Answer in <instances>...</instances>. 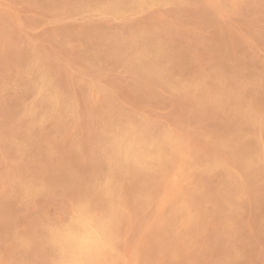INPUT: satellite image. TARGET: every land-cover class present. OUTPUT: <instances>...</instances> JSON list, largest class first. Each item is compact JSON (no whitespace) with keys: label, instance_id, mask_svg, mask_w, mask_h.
Segmentation results:
<instances>
[{"label":"rangeland","instance_id":"374dc122","mask_svg":"<svg viewBox=\"0 0 264 264\" xmlns=\"http://www.w3.org/2000/svg\"><path fill=\"white\" fill-rule=\"evenodd\" d=\"M91 1L92 0H89V1L88 0H66V1L65 0H51V1L50 0H0V88L2 89V90L0 89V102H1L0 103V136H1L0 138L2 139L0 140V158H1L0 159V164H1L0 165L1 167L0 168V172H1L0 180H2L0 181V264H36V263L37 264H58L59 255H57V252L52 246L51 241H49L51 234L53 231H55V229H59L60 227L66 224H69L70 221L79 213L80 208H82L83 205H86V204H87L86 209L88 211H90L93 215L97 217H101L102 215L101 217L102 220L106 222L105 223L106 228L104 229V231L107 230L105 232L107 234L106 237L108 239L106 241V245L104 247V250L101 256L97 260H95L94 264H102L103 261H105L103 264H123V263L133 264V262L131 261H134V264L135 263L136 264H145V263L154 264V262L155 264H191V263L192 264H202V263H205V264H214V263L216 264H219V263L220 264L222 263L223 264H232V263L233 264H242V263L259 264L258 262H260V264H264V255H263L264 254V243H263L264 242V209H263L264 208V204H263L264 203V170H263L264 164L260 160L261 150L264 148V140H263L264 131L259 125L256 124V120H254V118L256 119L258 117V115L261 118H264V111H263L264 110V107H263L264 106L263 104L264 103V78L262 77L264 76V4H263L264 0H251V1L250 0H244V1L243 0H178L179 3L177 0H167V1L166 0H163V1L162 0H159V1L158 0H152V1L151 0H141L136 5H133L131 0H126V2L125 0H98V1L93 0V2ZM160 3L164 6H161ZM67 4L69 5L66 6ZM226 4L228 8L225 6ZM175 6L176 8H174ZM58 7H59V10H58ZM67 10L69 11L67 12ZM139 11H141L143 14L141 15ZM162 11H163V14H162ZM165 11H166V15H164ZM177 14H180V15H177ZM102 15L103 16L108 15V16L103 17ZM171 15H173V17ZM136 16H138L136 18L137 20H135L134 18ZM127 17L130 19H128ZM68 19L69 21L73 20L74 22L73 21L69 22ZM74 19L80 22H76V20ZM131 19L133 20V22ZM64 20L66 22H64ZM85 21H87V23ZM109 21L111 22L109 23ZM174 21H177V22H174ZM133 28L135 30H133ZM144 32H146V34H144ZM126 36H128L129 39ZM132 38L133 39L135 38L134 41ZM124 39H128V40H124ZM163 42H165L166 44ZM121 43L122 45H119ZM149 50H150V53H148ZM134 54L136 56H134ZM249 54L251 55L249 56ZM237 57L243 58V60ZM162 60L166 62L167 64L162 62ZM155 63L157 65H155ZM163 64L164 66L165 65L167 66L164 67ZM158 65H159V68H158ZM241 65L243 66L245 65V66L242 67ZM240 67H242L243 69ZM77 68L79 69L80 73H78ZM45 69H48V70H45ZM237 69L239 70L237 71ZM157 70L158 72H156ZM165 70H169V71L171 70V71L169 73L168 71L165 72ZM208 71L209 73H207ZM150 72L152 75L150 74ZM167 75H168V78H167ZM180 75H183V77ZM36 76L38 77L36 78ZM238 76L242 77V78L240 77L241 80L238 79ZM170 77L172 78L171 81H170ZM257 77L258 79H256ZM166 79H168V81ZM214 79L215 81H213ZM259 79H261V81H258ZM239 80H240V83H239ZM93 81L94 83H92ZM241 82H242V85H240ZM179 83H181V85ZM236 83L239 85H237ZM92 84H94V86ZM227 85L229 86L227 87ZM244 86L246 88H244ZM236 87L238 88V90ZM225 88L229 92L226 91ZM241 88L242 89L244 88V89L242 90ZM244 92H245V95H242L244 94ZM230 93L232 95H230ZM48 94L52 97H50ZM215 94L216 96H214ZM234 94H236L238 97H236V95ZM228 95L231 97H229ZM234 96L236 98H234ZM52 99L55 101V105L53 107L50 102ZM214 100L217 102V104ZM250 100L251 101L253 100L252 101L253 103ZM245 101H246V104H245ZM199 102L201 103V105ZM219 102H220V105H219ZM44 103L46 106L44 105ZM112 104H113V107H112ZM134 104L136 105L135 107H134ZM247 104L250 106H247ZM253 104H254V107H253ZM48 106L50 108L46 109V107L48 108ZM205 106L207 107L205 108ZM208 106L210 109L208 108ZM213 106H215V108ZM218 106L220 108H218ZM228 106H231L232 110ZM257 106L259 108H257ZM250 107L252 108L250 109ZM213 108L214 110H212ZM241 108H243V111ZM27 109H30V110L28 111ZM198 109H201V110L198 111ZM220 110H223V111H220ZM248 110H249V113H248ZM256 110H258L257 114H256ZM260 111L263 112V114L260 113ZM241 113H243V115ZM88 114H90L89 117H88ZM130 114L132 115V117L130 116ZM237 115H238L239 122L236 119ZM240 115H242V117ZM250 115L251 116L253 115L255 117H251ZM247 117L249 119H246ZM58 120L61 122H59ZM234 120H236L237 122ZM232 121L234 124L232 123ZM60 123L63 126L60 125ZM255 124L259 126V129L257 128V126H255ZM236 125L238 127H236ZM240 125L242 126L240 127ZM244 127L246 128V130H244ZM119 128H122V130ZM125 128L126 129L128 128V129L126 130ZM135 128H137V130ZM201 128L203 129V131ZM238 128L240 129L238 130ZM249 128L250 129L254 128V130L252 129V131H250L248 130ZM255 128L256 130H259V131L255 132ZM260 129L262 132L260 131ZM124 130L127 131L128 134L130 135L132 133V137L135 138V143H134L135 148H139L142 145L141 150L142 148H144L143 150L145 151L144 152L145 154L149 150L146 155L142 157L139 156V158L141 159L139 161V158H138L136 166L132 165V163L130 162V159H129V162L124 161V160L122 161L117 156H115L116 148L113 144L114 138L116 136H119L120 133L123 132ZM35 131L36 133H34ZM136 131H138L139 134ZM180 131H183V132H180ZM246 131L247 133L251 132L252 134L251 133L247 134ZM147 133L150 134V137L152 139H150ZM233 133H235V138H234ZM136 134L138 138L136 137ZM144 134L146 135L144 136ZM228 134L230 136H227ZM251 135H254V136H251ZM258 135L260 138L258 137ZM26 136L29 138H27ZM140 136H141V139H139ZM222 137H226V139ZM230 137L231 138L233 137V139H231ZM143 138H145V140L147 138V140L144 142V140H142ZM245 138L246 140L243 141L242 139H245ZM20 139L21 141H19ZM62 139H63V142H62ZM140 140H142V142ZM257 140L259 141L258 143L259 145L257 144ZM157 142H159L158 143L159 145L156 144ZM232 142L234 144H232ZM240 142L243 143L244 145L240 144ZM255 142H256V145H255ZM18 143L20 144L19 146H18ZM145 143H147L146 144L147 147ZM148 145H149V148H148ZM194 145H196L197 147ZM155 146L157 147L159 146L160 150L157 149V147ZM35 147L37 148L38 151L36 150ZM242 147H245L244 149L245 151L243 150ZM195 148L197 149L200 148V150L202 151L197 150ZM228 148H229V151H227ZM152 149H154L153 150L154 152H152ZM169 150H171V152H168ZM95 151L97 152V154ZM241 151H244V153L243 152L241 153ZM155 152H157L158 155ZM234 152H236V155ZM256 152L258 156H256ZM160 153L161 155H159ZM193 153L197 155H194ZM56 154H59V155H56ZM222 154H223V157H222ZM228 154H230L231 156ZM75 155L77 157H75ZM29 157L33 161L30 160ZM148 157H151V158L148 159ZM3 158L5 159V161ZM100 158L103 160H100ZM156 159H159L160 163H159V160H156ZM154 160L156 161V165L154 163ZM203 160L207 163H205ZM251 160L253 161L251 162ZM23 161L24 163L25 162L26 163L24 164ZM60 162L63 164H61ZM148 162L149 164L147 165ZM161 162H166V163H161ZM174 163H175V166H174ZM21 164H24V165H21ZM38 164H40L39 166L41 167H39ZM97 164H99V166H97ZM164 164H166L167 166ZM101 165L104 166L105 169ZM183 165L184 166L186 165V167L184 168ZM234 165H235V168H233ZM151 166L153 167L154 171ZM227 167L229 168V171ZM246 167H248L249 169H247ZM111 168H112V171H111ZM158 169L161 171H159ZM188 169L190 171H187ZM235 170L236 172L234 173ZM50 171L51 173H49ZM122 173L124 175L128 174V176L127 175L122 176L121 175ZM149 173L150 174L152 173V174L150 175ZM156 174L158 177L156 176ZM234 174L236 177H234ZM55 175H56V178L58 179L55 178ZM195 175L199 177L197 178V180H195L194 178V177H197ZM12 176L13 178H11ZM39 177H41L42 179ZM151 177H154V178H151ZM162 177H164V179ZM2 178L3 179L5 178V179L3 180ZM61 178H63L64 180H62ZM102 178L104 179V181H102L103 180ZM234 178H235V181H234ZM130 179H133V180H130ZM146 179L147 181H145ZM201 179H203L204 181H201ZM240 179L243 180L241 181L242 183L240 182ZM37 180L39 183L37 182ZM40 180H42V182ZM43 181L45 184L43 183ZM89 181H91L93 184ZM230 181L231 183L233 181L234 185L229 183ZM204 182L205 184L204 185L202 184L203 186H201V183H204ZM239 182H240V185H239ZM226 183H227V186H224L226 185ZM235 183H237L238 185H236ZM19 184H21V186ZM209 184L211 185L209 186ZM138 185H141V186H138ZM51 187H53V189ZM246 187H248L249 189ZM39 189H42L43 191H40ZM215 189H218V190L215 191ZM240 190H243V192ZM260 190H261L260 193L262 195L259 193ZM229 191L233 193L231 194ZM88 192H90L91 194ZM191 192L194 194H192ZM236 192L239 194V197H238V194H235ZM107 193H109L111 196ZM240 196H242L244 199L240 198ZM236 197H238L239 199ZM259 198L260 199L262 198V200H260ZM149 199H151V201ZM214 199L219 201L221 204L219 202L217 203V201L215 202ZM222 199L225 202H223ZM226 199H228V201ZM41 200H44V201H41ZM199 200L201 201L199 202ZM208 200L211 202V205ZM152 202L153 204H151ZM201 202H203L204 207ZM260 202L263 204V206ZM40 203L41 204L44 203V205L43 204L41 205ZM215 203L218 205H216ZM223 203L224 205H222ZM74 205L76 206L74 207ZM206 205L209 207H207ZM227 205L228 206L230 205V206L228 207ZM109 206L111 207L112 210H110ZM141 206H143L144 209ZM203 208L206 211H204ZM229 209L231 212L229 211ZM100 210H101V213H104V214H101ZM165 210H166V214L164 212ZM130 211L132 214L130 213ZM208 211L209 212L211 211V212L209 213ZM190 212L192 213L190 214ZM197 212L198 213L200 212V213L197 214ZM234 212H237V213L235 214ZM231 213L232 214L234 213V215H232ZM98 214H100V216ZM183 214H185L186 216ZM211 214H213V216ZM252 214L254 215V217ZM152 215H153V218H152ZM141 217L142 219L146 221L142 220ZM237 217L238 219H236ZM169 218H170V221H169ZM194 218H196L197 220L196 219L194 220ZM225 218L227 219L226 221L224 220ZM153 219H158V221L153 220ZM185 219L190 220V221L188 222ZM201 220L203 221V223ZM215 220L218 222L219 226H217L218 224ZM218 220H220L221 222ZM130 221H133L134 223L131 222V225H130ZM253 221L254 223H252ZM160 222H162L163 224ZM248 222L249 223L251 222V223L249 224ZM189 223L190 225H186ZM235 223H237V225ZM192 224H194L192 227H195V228L190 227ZM203 224H206V225H203ZM220 224L221 226L223 225V228L220 226ZM24 225H27V226H24ZM167 225H168V228H166ZM246 225H248V227ZM145 227H148V228H145ZM200 227L201 228L206 227L208 232L206 231V228L200 229ZM252 227L254 228V230ZM152 228L153 229L156 228L155 230L156 232H154ZM171 228H174V229H171ZM247 228L251 231L249 232ZM259 228L261 230H259ZM186 229L188 230L186 231ZM212 229H216L217 231L216 230L213 231ZM47 230L49 233L47 232ZM32 231L35 234H33ZM200 231L201 233L198 234ZM125 233H126V236H125ZM36 234L39 236H37ZM222 234L224 235V237ZM254 234H256V236ZM163 235H165L164 237L166 238H164ZM169 235H172L173 237L172 236L169 237ZM207 235L208 236L210 235V236L208 237ZM116 237L117 239H115ZM137 237H139L140 239ZM201 237L202 239L204 238L203 240L205 241H203L202 239L198 240ZM224 238L226 239V241L224 240ZM185 239L186 240L188 239V241L190 242L188 241L185 242ZM183 240L185 243H182ZM256 240L259 242V244H257L258 242ZM118 241H120V243H118ZM210 241H211L210 243L211 245L209 244ZM39 242H40V245H39ZM192 242L194 243V245H192L193 244ZM164 243H166L165 245L167 246H165ZM170 243H173V244L176 243V244L171 245ZM199 244L201 245L199 246ZM218 244H220L221 246ZM261 244L263 245V247ZM203 246H204V250H203ZM234 247L236 248V250H233ZM116 248H118L117 250H119L117 251L118 252L117 256L115 252ZM121 248H123V250ZM177 248H179V250L176 251ZM168 249L169 251H167ZM216 250L218 253L216 252ZM173 251L176 253H173ZM34 252L36 254H34ZM186 252H188V254L185 255ZM191 252L193 255L191 254ZM193 252L196 254H194ZM208 252L210 253L207 254ZM227 252L230 254H228ZM237 253H239L240 255ZM121 255L125 256L123 257L125 259L124 261H122L123 258L121 260V257H122ZM199 255H202V256H199ZM205 255L208 256V258H205L206 257ZM253 255L256 257H254ZM105 258L107 260H105ZM201 258L202 260H200ZM211 258L214 260V262H212L213 260ZM255 258L258 260H256ZM259 258L261 259L262 262L259 261L260 260ZM153 259H155L156 261ZM206 259L207 260L209 259V260L207 261ZM215 259H217V261H215Z\"/></svg>","mask_w":264,"mask_h":264},{"label":"bare ground","instance_id":"6f19581e","mask_svg":"<svg viewBox=\"0 0 264 264\" xmlns=\"http://www.w3.org/2000/svg\"><path fill=\"white\" fill-rule=\"evenodd\" d=\"M51 1V0H50ZM66 1V0H65ZM89 1V0H88ZM98 1V0H97ZM132 1V3H133V5H136V4H138L141 0H131ZM152 1V0H151ZM159 1V0H158ZM163 1V0H162ZM167 1V0H166ZM178 1V0H177ZM244 1V0H243ZM251 1V0H250ZM62 2V1H61ZM91 2H93V0L91 1ZM96 2V1H95ZM94 2V3H95ZM100 2V1H99ZM125 2H126V0H125ZM227 2V1H226ZM257 2V1H256ZM261 2V1H260ZM66 3H68V2H66ZM70 3V2H69ZM124 3V2H123ZM128 3V2H127ZM143 3V2H142ZM158 3V2H157ZM156 3V4H157ZM178 3H179V1H178ZM224 3V2H223ZM222 3V4H223ZM63 4V3H62ZM73 4V3H72ZM71 4V5H72ZM97 4V3H96ZM152 4V3H151ZM150 4V5H151ZM161 4V3H160ZM164 4H166V3H164ZM168 4H169V2H168ZM175 4V3H174ZM185 4V3H184ZM263 4H264V2H263ZM65 5V4H64ZM69 4H67L66 6H68ZM126 5V4H125ZM143 5V4H142ZM147 5V4H146ZM154 5V4H153ZM180 5V4H179ZM261 5V4H260ZM259 5V6H260ZM87 6V5H86ZM114 6V5H113ZM152 6V5H151ZM160 6V5H159ZM161 6H164V5H162L161 4ZM177 6V5H176ZM176 6L174 7V8H176ZM226 7H227V4L225 5ZM258 6V5H257ZM71 7V6H70ZM129 7V6H128ZM131 7V6H130ZM173 7V6H172ZM246 7V6H245ZM61 8V7H60ZM64 8V7H63ZM72 8V7H71ZM103 8V7H102ZM222 8V7H221ZM228 8V7H227ZM242 8V7H241ZM248 8H250V7H248ZM147 9V8H146ZM173 9V8H172ZM178 9V8H177ZM55 10H57V9H55ZM58 10H59V7H58ZM133 10H134V8H133ZM136 10V9H135ZM148 10V9H147ZM179 10H180V8H179ZM183 10V9H182ZM69 10H67V12H68ZM142 11V10H141ZM141 11H139L140 13H141V15L143 14ZM149 11H150V9H149ZM159 11V10H158ZM17 12V11H16ZM93 12V11H92ZM95 12V11H94ZM148 12V11H147ZM14 13V12H13ZM18 13V12H17ZM86 13V12H85ZM96 13V12H95ZM98 13V12H97ZM110 13V12H109ZM157 13V12H156ZM167 13H168V11H167ZM173 13V12H172ZM180 13V12H179ZM88 14V13H87ZM138 14V13H137ZM162 14H163V11H162ZM12 15V14H11ZM164 15H166V11H165V14ZM170 15V14H169ZM177 15H180V14H177ZM103 16V15H102ZM106 17L108 16V15H105ZM105 16H103V17H105ZM110 16V15H109ZM134 16V15H133ZM140 16V15H139ZM168 16V15H167ZM172 17H173V15H171ZM96 17V16H95ZM94 17V18H95ZM99 17V16H98ZM138 16H136V17H134L135 18V20H137L136 18H137ZM144 17V16H143ZM171 17V18H172ZM177 17V16H176ZM20 18V17H19ZM75 18V17H74ZM77 18V17H76ZM113 18V17H112ZM121 18V17H120ZM124 18V17H123ZM128 18V17H127ZM132 18V17H131ZM175 18V17H174ZM173 18V19H174ZM178 18V17H177ZM262 18V17H261ZM65 19V18H64ZM67 19V18H66ZM81 19H82V17H81ZM115 19V18H114ZM113 19V20H114ZM128 19H130V18H128ZM133 19V18H132ZM131 19V20H132ZM176 19V18H175ZM263 19V18H262ZM74 20H76V19H74ZM105 20V19H104ZM120 20V19H119ZM144 20V19H143ZM170 20V19H169ZM68 21H69V19H68ZM70 21H73V20H70ZM69 21V22H70ZM87 21H88V19H87ZM87 21H85L86 23H87ZM93 21V20H92ZM97 21H98V19H97ZM96 21V22H97ZM100 21V20H99ZM115 21V20H114ZM178 21V20H177ZM177 21H174V22H177ZM20 22H22V21H20ZM64 22H66L65 20H64ZM68 22V23H69ZM74 22V21H73ZM76 22H80V21H78V20H76ZM84 22V21H83ZM106 22V21H105ZM111 21H109V23H110ZM113 22V21H112ZM119 22V21H118ZM125 22H126V20H125ZM132 22H133V20H132ZM131 22V23H132ZM135 22H137V21H135ZM146 22V21H145ZM63 23V22H62ZM92 23H94V22H92ZM153 23V22H152ZM20 24V23H19ZM22 24V23H21ZM137 24V23H136ZM147 24V23H146ZM176 24V23H175ZM29 25V24H28ZM134 25V24H133ZM145 25V24H144ZM149 25V24H148ZM152 25V24H151ZM156 25H157V23H156ZM163 25V24H162ZM135 26V25H134ZM133 26V27H134ZM155 26V25H154ZM19 27V26H18ZM120 27V26H119ZM137 27H139V26H137ZM147 27H149V26H147ZM163 27V26H162ZM140 28H142V27H140ZM157 28V27H156ZM118 29V28H117ZM125 29H127V28H125ZM152 29V28H151ZM130 30H131V28H130ZM133 30H135L134 28H133ZM141 30V29H140ZM263 30V29H262ZM128 31V30H127ZM146 31H147V29H146ZM155 31V30H154ZM119 32V31H118ZM124 32V31H123ZM129 32V31H128ZM163 33H164V31H163ZM262 33V32H261ZM119 34V33H118ZM129 34V33H128ZM138 34V33H137ZM140 34V33H139ZM144 34H146V32H144ZM148 34V33H147ZM166 34V33H165ZM127 35V34H126ZM142 35V34H141ZM103 36V35H102ZM117 36V35H116ZM119 36V35H118ZM139 36V35H138ZM137 36V37H138ZM143 36H145V35H143ZM142 36V37H143ZM121 37V36H120ZM119 37V38H120ZM127 38H128V36H126ZM167 37V36H166ZM136 38V37H135ZM134 38V39H135ZM147 38V37H146ZM154 38V37H153ZM165 38V37H164ZM116 39V38H115ZM129 39V38H128ZM128 39H124V40H128ZM133 39V38H132ZM131 39V40H132ZM134 39H133V41H134ZM123 40V41H124ZM158 40V39H157ZM156 40V41H157ZM163 40V39H162ZM118 41V40H117ZM122 41V40H121ZM150 41V40H149ZM115 42H116V40H115ZM159 42V41H158ZM166 42V41H165ZM165 42H163V43H165ZM128 43V42H127ZM138 43V42H137ZM147 43V42H146ZM160 43H161V41H160ZM167 43V42H166ZM165 43V44H166ZM117 44V43H116ZM126 44V43H125ZM154 44V43H153ZM119 45H122V43L121 44H119ZM131 45V44H130ZM130 45H128V46H130ZM145 45V44H144ZM156 45V44H155ZM117 46V45H116ZM149 47V46H148ZM125 48V47H124ZM130 48V47H129ZM150 48H151V46H150ZM112 49H113V47H112ZM115 49V48H114ZM144 49V48H143ZM148 49V48H147ZM160 49V48H159ZM167 49V48H166ZM165 49V50H166ZM28 50V49H27ZM141 50V49H140ZM155 50V49H154ZM164 50V51H165ZM168 50V49H167ZM166 50V51H167ZM33 51V50H32ZM115 51V50H114ZM28 52V51H27ZM50 52V51H49ZM53 52V51H52ZM136 52V51H135ZM116 53V52H115ZM139 53V52H138ZM148 53H150V50H149V52ZM59 54V53H58ZM132 54V53H131ZM141 54H142V52H141ZM158 54V53H157ZM145 55H146V53H145ZM155 55V54H154ZM153 55V56H154ZM164 55H165V53H164ZM251 54H249V56H250ZM59 56V55H58ZM134 56H136L135 54H134ZM138 56V55H137ZM152 56V57H153ZM14 57V56H13ZM112 57H114V56H112ZM166 57V56H165ZM164 57V58H165ZM245 57V56H244ZM98 58V57H97ZM135 58V57H134ZM149 58V57H148ZM237 58H239V57H237ZM247 58V57H246ZM253 58H254V56H253ZM256 58V57H255ZM15 59V58H14ZM29 59V58H28ZM46 59V58H45ZM54 59V58H53ZM136 59V58H135ZM144 59H146V58H144ZM155 59H156V57H155ZM239 59H242L243 60V58H239ZM252 59V58H251ZM250 59V60H251ZM262 59V58H261ZM260 59V60H261ZM16 60V59H15ZM86 60H88V59H86ZM93 60V59H92ZM99 60V59H98ZM125 60V59H124ZM137 60H138V58H137ZM149 60V59H148ZM60 61H61V59H60ZM96 61V60H95ZM123 61V60H122ZM141 61V60H140ZM158 61V60H157ZM166 61V60H165ZM258 61H259V59H258ZM87 62V61H86ZM85 62V63H86ZM114 62V61H113ZM162 62H164L163 60H162ZM257 62V61H256ZM58 63V62H57ZM125 63V62H124ZM140 63V62H139ZM145 63H146V61H145ZM152 63V62H151ZM164 63H166V62H164ZM239 63V62H238ZM244 63V62H243ZM260 63V62H259ZM3 64V63H2ZM13 64V63H12ZM15 64V63H14ZM17 64V63H16ZM27 64V63H26ZM77 64V63H76ZM88 64H90V63H88ZM117 64V63H116ZM167 64V63H166ZM206 64V63H205ZM242 64V63H241ZM253 64V63H252ZM5 65V64H4ZM9 65V64H8ZM8 65H7V67H8ZM11 65V64H10ZM18 65H19V63H18ZM119 65V64H118ZM122 65H123V63H122ZM121 65V66H122ZM140 65V64H139ZM148 65H149V63H148ZM155 65H157L156 63H155ZM159 65H160V63H159ZM159 65H158V68H159ZM213 65V64H212ZM236 65V64H235ZM12 66V65H11ZM14 66V65H13ZM60 66V65H59ZM80 66V65H79ZM128 66V65H127ZM143 66V65H142ZM141 66V67H142ZM151 66V65H150ZM162 66V65H161ZM163 66H164V64H163ZM165 66H167V65H165ZM164 66V67H165ZM205 66V65H204ZM208 66V65H207ZM242 67H244L243 65H241ZM3 67V66H2ZM78 67V66H77ZM82 67V66H81ZM144 67H145V65H144ZM237 67V66H236ZM242 67H240V68H242ZM21 68V67H20ZM23 68V67H22ZM70 68V67H69ZM79 68V67H78ZM77 68V69H78ZM83 68V67H82ZM88 68V67H87ZM94 68V67H93ZM161 68H163V67H161ZM220 68V67H219ZM239 68V69H240ZM246 68V67H245ZM19 69V68H18ZM71 69V68H70ZM74 69H75V67H74ZM84 69V68H83ZM89 69V68H88ZM120 69V68H119ZM154 69V68H153ZM209 69H210V67H209ZM239 69H237V71L239 70ZM243 69V68H242ZM45 70H48V69H45ZM64 70V69H63ZM138 70V69H137ZM159 70V69H158ZM158 70L156 71V72H158ZM174 70V69H173ZM53 71V70H52ZM132 71H133V69H132ZM139 71V70H138ZM141 71H142V69H141ZM145 71V70H144ZM166 71H168L169 73H170V71L169 70H165V72ZM202 71V70H201ZM218 71H219V69H218ZM223 71H225V70H223ZM241 71V70H240ZM70 72V71H69ZM72 72H73V70H72ZM85 72V71H84ZM175 72V71H174ZM203 72V71H202ZM211 72V71H210ZM216 72V71H215ZM236 72V71H235ZM244 72V71H243ZM38 73V72H37ZM75 73V72H74ZM78 73H80L79 72V69H78ZM77 73V74H78ZM154 73V72H153ZM173 73V72H172ZM207 73H209V71L207 72ZM224 73V72H223ZM82 74V73H81ZM84 74V73H83ZM87 74H88V72H87ZM131 74V73H130ZM141 74H143V73H141ZM150 74H151V72H150ZM175 74V73H174ZM201 74V73H200ZM221 74V73H220ZM242 74V73H241ZM22 75V74H21ZM80 75V74H79ZM86 75V74H85ZM152 75V74H151ZM162 75V74H161ZM176 75V74H175ZM179 75V74H178ZM195 75V74H194ZM197 75V74H196ZM202 75V74H201ZM204 75V74H203ZM229 75H230V73H229ZM228 75V76H229ZM236 75H237V73H236ZM235 75V76H236ZM239 75H240V73H239ZM29 76V75H28ZM28 76H27V78H28ZM70 76H71V74H70ZM172 76V75H171ZM177 76V75H176ZM180 76H182L183 77V75H180ZM225 76V75H224ZM232 76V75H231ZM230 76V77H231ZM242 76V75H241ZM240 76V77H241ZM25 77V76H24ZM38 76H36V78H37ZM48 77V76H47ZM85 77V76H84ZM149 77V76H148ZM163 77H164V75H163ZM174 77V76H173ZM188 77V76H187ZM198 77V76H197ZM204 77V76H203ZM220 77V76H219ZM223 77V76H222ZM240 77L238 76V79H240ZM263 78H264V76H262ZM21 78V77H20ZM54 78V77H53ZM82 78V77H81ZM87 78V77H86ZM155 78H157V77H155ZM159 78V77H158ZM167 78H168V75H167ZM180 78V77H179ZM216 78V77H215ZM242 78V77H241ZM26 79V78H25ZM88 79H89V77H88ZM162 79V78H161ZM171 77H170V81H171ZM182 79V78H181ZM186 79V78H185ZM201 79V78H200ZM203 79V78H202ZM220 79V78H219ZM218 79V80H219ZM228 79V78H227ZM256 79H258V77L256 78ZM262 79V78H261ZM261 79H259L258 81H261ZM2 80V79H1ZM72 80V79H71ZM158 80V79H157ZM164 80V79H163ZM167 81H168V79H166ZM173 80H174V78H173ZM172 80V81H173ZM217 80V81H218ZM241 80V79H240ZM240 80H239V83H240ZM243 80V79H242ZM253 80V79H252ZM5 81V80H4ZM15 81V80H14ZM38 81V80H37ZM46 81V80H45ZM91 81V80H90ZM97 81V80H96ZM169 81V82H170ZM178 81V80H177ZM181 81V80H180ZM213 81H215V79L213 80ZM216 81V82H217ZM238 81V80H237ZM237 81H235V82H237ZM244 81V80H243ZM242 81V82H243ZM249 81V80H248ZM29 82H30V80H29ZM153 82H155V81H153ZM184 82V81H183ZM200 82V81H199ZM223 82V81H222ZM224 82H225V80H224ZM242 82H241V84L240 85H242ZM19 83V82H18ZM27 83V82H26ZM49 83V82H48ZM92 83H94V81L92 82ZM172 83V82H171ZM177 83V82H176ZM182 83V82H181ZM181 83H179L180 85H181ZM191 83V82H190ZM193 83V82H192ZM218 83V82H217ZM216 83V84H217ZM5 84V83H4ZM16 84V83H15ZM67 84V83H66ZM88 84V83H87ZM174 84V83H173ZM201 84V83H200ZM220 84V83H219ZM235 84V83H234ZM237 84V83H236ZM245 84V83H244ZM253 84V83H252ZM251 84V85H252ZM30 85V84H29ZM76 85V84H75ZM93 86H94V84H92ZM103 85H104V83H103ZM194 85H196V84H194ZM193 85V86H194ZM214 85H215V83H214ZM224 85V84H223ZM222 85V86H223ZM237 85H239V84H237ZM38 86V85H37ZM93 86H91V87H93ZM229 85H227V87H228ZM261 86V85H260ZM24 87H26V86H24ZM39 87H41V86H39ZM47 87V86H46ZM109 87V86H108ZM180 87V86H179ZM197 87V86H196ZM206 87V86H205ZM231 87V86H230ZM250 87H252V86H250ZM254 87V86H253ZM32 88H33V86H32ZM161 88V87H160ZM182 88V87H181ZM186 88V87H185ZM204 88V87H203ZM215 88H216V86H215ZM221 88H223V87H221ZM237 88V87H236ZM244 88H246L245 86H244ZM243 88V89H244ZM262 88V87H261ZM1 89V88H0ZM38 89V88H37ZM112 89V88H111ZM162 89V88H161ZM184 89V88H183ZM235 89V88H234ZM242 89V88H241ZM242 89V90H243ZM251 89V88H250ZM257 89V88H256ZM259 89V88H258ZM2 90V89H1ZM35 90V89H34ZM39 90H41V89H39ZM95 90V89H94ZM171 90V89H170ZM176 90V89H175ZM179 90V89H178ZM225 90H226V88H225ZM237 90H238V88H237ZM61 91V90H60ZM103 91V90H102ZM197 91V90H196ZM206 91V90H205ZM222 91V90H221ZM226 91H228V90H226ZM225 91V92H226ZM245 91V90H244ZM30 92V91H29ZM47 92V91H46ZM91 92H92V90H91ZM156 92V91H155ZM164 92V91H163ZM163 92H161V93H163ZM166 92V91H165ZM173 92V91H172ZM183 92V91H182ZM186 92V91H185ZM194 92V91H193ZM213 92H215V91H213ZM229 92V91H228ZM227 92V93H228ZM1 93H2V91H1ZM31 93V92H30ZM38 93V92H37ZM103 93V92H102ZM167 93V92H166ZM169 93H171V92H169ZM168 93V94H169ZM212 93V92H211ZM210 93V94H211ZM222 93V92H221ZM233 93V92H232ZM235 93V92H234ZM158 94V93H157ZM209 94V95H210ZM218 94V93H217ZM225 94V93H224ZM250 94V93H249ZM248 94V95H249ZM255 94V93H254ZM263 94V93H262ZM8 95V94H7ZM12 95V94H11ZM49 95V94H48ZM47 95V96H48ZM98 95V94H97ZM96 95V96H97ZM153 95V94H152ZM159 95H161V94H159ZM163 95V94H162ZM176 95V94H175ZM230 95H232L231 93H230ZM234 95H236V94H234ZM242 95H245V92H244V94H242ZM35 96V95H34ZM42 96V95H41ZM50 96V95H49ZM171 96V95H170ZM213 96V95H212ZM214 96H216V94L214 95ZM218 96V95H217ZM229 96V95H228ZM240 96V95H239ZM260 96V95H259ZM4 97V96H3ZM6 97V96H5ZM50 97H52V96H50ZM75 97V96H74ZM92 97V96H91ZM111 97V96H110ZM198 97V96H197ZM201 97V96H200ZM220 97V96H219ZM229 97H231V96H229ZM236 97H238L237 95H236ZM235 96H234V98H236ZM252 97V96H251ZM255 97V96H254ZM34 98V97H33ZM39 98V97H38ZM43 98V97H42ZM215 98V97H214ZM245 98H247V97H245ZM244 98V99H245ZM5 99V98H4ZM96 99V98H95ZM148 99H150V98H148ZM167 99V98H166ZM200 99V98H199ZM206 99H207V97H206ZM216 99V98H215ZM229 99V98H228ZM231 99V98H230ZM261 99V98H260ZM38 100V99H37ZM36 100V101H37ZM41 100V99H40ZM65 100V99H64ZM121 100V99H120ZM168 100V99H167ZM218 100V99H217ZM220 100V99H219ZM232 100V99H231ZM247 100V99H246ZM256 100V99H255ZM39 101V100H38ZM50 101V100H49ZM48 101V102H49ZM57 101V100H56ZM85 101V100H84ZM104 101V100H103ZM102 101V102H103ZM111 101V100H110ZM125 101V100H124ZM198 101V100H197ZM201 101V100H200ZM210 101V100H209ZM208 101V102H209ZM212 101V100H211ZM215 101V100H214ZM240 101V100H239ZM248 101V100H247ZM251 101V100H250ZM249 101V102H250ZM253 101V100H252ZM251 101V102H252ZM257 101H258V99H257ZM256 101V102H257ZM51 104H52V107L55 105V101L52 99L51 101ZM72 102V101H71ZM216 102V101H215ZM224 102V101H223ZM232 102H234V101H232ZM255 102V101H254ZM1 103V102H0ZM62 103V102H61ZM67 103V102H66ZM114 103V102H113ZM127 103V102H126ZM130 103V102H129ZM150 103V102H149ZM151 103H152V101H151ZM200 103V102H199ZM237 103V102H236ZM240 103V102H239ZM253 103V102H252ZM258 103V102H257ZM262 103V102H261ZM37 104V103H36ZM58 104V103H57ZM176 104V103H175ZM185 104V103H184ZM205 104V103H204ZM216 104H217V102H216ZM215 104V105H216ZM226 104V103H225ZM233 104V103H232ZM245 104H246V101H245ZM264 104V103H263ZM39 105V104H38ZM44 105H45V103H44ZM130 105V104H129ZM191 105V104H190ZM200 105H201V103H200ZM213 105V104H212ZM219 105H220V102H219ZM229 105V104H228ZM234 105V104H233ZM237 105V104H236ZM259 105V104H258ZM34 106V105H33ZM46 106V105H45ZM62 106V105H61ZM60 106V107H61ZM68 106V105H67ZM136 105L134 104V107H135ZM247 106H250V105H248L247 104ZM252 106V105H251ZM260 106H261V104H260ZM35 107V106H34ZM38 107V106H37ZM111 107V106H110ZM112 107H113V104H112ZM126 107V106H125ZM148 107V106H147ZM207 106H205V108H206ZM214 108H215V106H213ZM228 107H230V109H231V106H228ZM227 107V108H228ZM238 107V106H237ZM242 107V106H241ZM253 107H254V104H253ZM264 107V106H263ZM32 108V107H31ZM50 107L48 106V108L46 107V109H49ZM115 108V107H114ZM149 108V107H148ZM196 108V107H195ZM199 108H201V107H199ZM208 108H209V106H208ZM207 108V109H208ZM214 108L212 109V110H214ZM218 108H220L219 106H218ZM232 108H234V107H232ZM236 108V107H235ZM252 107H250V109H251ZM257 108H259L258 106H257ZM262 108V107H261ZM72 109V108H71ZM77 109V108H76ZM116 109V108H115ZM142 109V108H141ZM210 109V108H209ZM229 109V108H228ZM242 109V111H243V108H241ZM248 109V108H247ZM28 111L30 110V109H27ZM39 110V109H38ZM87 110V109H86ZM147 110V109H146ZM145 110V111H146ZM199 110H201V109H198V111ZM232 110V109H231ZM234 110V109H233ZM255 110V109H254ZM258 110H260V109H258ZM258 110H256V114L258 113L257 111ZM262 110V109H261ZM35 111H36V109H35ZM88 111H89V109H88ZM114 111V110H113ZM126 111V110H125ZM130 111V110H129ZM135 111H136V109H135ZM140 111V110H139ZM152 111V110H151ZM209 111V110H208ZM217 111H219V110H217ZM220 111H223V110H220ZM228 111H230V110H228ZM237 111H238V109H237ZM247 111V110H246ZM252 111V110H251ZM264 111V110H263ZM44 112V111H43ZM49 112V111H48ZM123 112V111H122ZM131 112V111H130ZM154 112V111H153ZM203 112V111H202ZM232 112V111H231ZM234 112V111H233ZM255 112V111H254ZM253 112V113H254ZM41 113V112H40ZM46 113H47V111H46ZM55 113V112H54ZM63 113V112H62ZM69 113V112H68ZM68 113H66V114H68ZM108 113V112H107ZM133 113V112H132ZM137 113V112H136ZM135 113V114H136ZM205 113V112H204ZM206 113H207V111H206ZM220 113V112H219ZM218 113V114H219ZM240 113V112H239ZM248 113H249V110H248ZM260 113H262L263 114V112H261L260 111ZM60 114V113H59ZM64 114V113H63ZM142 114V113H141ZM148 114V113H147ZM217 114V113H216ZM215 114V115H216ZM236 114V113H235ZM234 114V115H235ZM242 115H243V113H241ZM22 115V114H21ZM28 115V114H27ZM26 115V116H27ZM62 115V114H61ZM65 115V114H64ZM70 115V114H69ZM89 115L90 114H88V117H89ZM146 115V114H145ZM200 115V114H199ZM226 115V114H225ZM232 115H233V113H232ZM231 115V116H232ZM242 115H240L241 117H242ZM255 115V114H254ZM261 115V114H260ZM40 116V115H39ZM130 116L132 117V115L130 114ZM148 116H150V115H148ZM152 116V115H151ZM172 116V115H171ZM174 116V115H173ZM221 116H223V115H221ZM236 116V115H235ZM245 116V115H244ZM251 116V115H250ZM45 117V116H44ZM112 117V116H111ZM143 117V116H142ZM153 117V116H152ZM201 117V116H200ZM211 117V116H210ZM251 117H255V116H251ZM263 117V116H262ZM22 118V117H21ZM135 118V117H134ZM204 118V117H203ZM217 118V117H216ZM245 118V117H244ZM43 119V118H42ZM41 119V120H42ZM64 119V118H63ZM63 119H62V121H63ZM66 119V118H65ZM138 119V118H137ZM149 119V118H148ZM159 119H160V117H159ZM237 120H238V115H237V118H236ZM241 119V118H240ZM246 119H249L248 117L246 118ZM47 120V119H46ZM49 120V119H48ZM109 120V119H108ZM133 120V119H132ZM141 120V119H140ZM178 120V119H177ZM233 120V119H232ZM252 120V119H251ZM254 120H256V124L257 125H259L262 129H263V131H264V118H261L259 115H258V117L255 119L254 118ZM35 121V120H34ZM59 121V120H58ZM119 121V120H118ZM117 121V122H118ZM137 121V120H136ZM185 121V120H184ZM224 121V120H223ZM234 121H236V120H234ZM27 122V121H26ZM54 122V121H53ZM57 122V121H56ZM59 122H61V121H59ZM145 122H146V120H145ZM229 122H231V121H229ZM228 122V123H229ZM237 122V121H236ZM238 122H239V120H238ZM243 122V121H242ZM36 123V122H35ZM58 123V122H57ZM127 123V122H126ZM203 123V122H202ZM232 123H233V121H232ZM254 123H255V121H254ZM16 124V123H15ZM23 124V123H22ZM38 124V123H37ZM36 124V125H37ZM44 124V123H43ZM42 124V125H43ZM139 124V123H138ZM155 124V123H154ZM153 124V125H154ZM166 124V123H165ZM234 124V123H233ZM244 124V123H243ZM251 124V123H250ZM255 124V126H257ZM19 125V124H18ZM26 125V124H25ZM60 125H62L61 123H60ZM131 125V124H130ZM134 125V124H133ZM141 125V124H140ZM189 125V124H188ZM208 125V124H207ZM224 125H225V123H224ZM238 125V124H237ZM236 125V127H238ZM253 125V124H252ZM15 126V125H14ZM38 126V125H37ZM36 126V127H37ZM44 126V125H43ZM51 126V125H50ZM56 126V125H55ZM59 126V125H58ZM63 126V125H62ZM61 126V127H62ZM113 126V125H112ZM111 126V127H112ZM119 126V125H118ZM139 126V125H138ZM155 126V125H154ZM153 126V127H154ZM162 126V125H161ZM196 126V125H195ZM204 126H205V124H204ZM230 126V125H229ZM242 125H240V127H241ZM244 126V125H243ZM259 126H257V128L259 129ZM24 127V126H23ZM27 127V126H26ZM40 127H41V125H40ZM110 127V128H111ZM136 127V126H135ZM165 127H166V125H165ZM164 127V128H165ZM185 127V126H184ZM226 127V126H225ZM235 127V126H234ZM246 127V126H245ZM244 127V130H246V128ZM8 128V127H7ZM14 128V127H13ZM134 128V127H133ZM139 128V127H138ZM168 128V127H167ZM204 128V127H203ZM212 128V127H211ZM210 128V129H211ZM5 129V128H4ZM40 129V128H39ZM38 129V130H39ZM58 129V128H57ZM119 129H121L122 130V128H119ZM126 129V128H125ZM128 129V128H127ZM126 129V130H127ZM136 130H137V128H135ZM142 129V128H141ZM202 129V128H201ZM229 129V128H228ZM227 129V130H228ZM232 129V128H231ZM240 128H238V130H239ZM252 129L254 130V128H249L248 130H250V131H252ZM3 130V129H2ZM12 130V129H11ZM50 130V129H49ZM132 130V129H131ZM197 130H198V128H197ZM196 130V131H197ZM207 130V129H206ZM7 131V130H6ZM15 131V130H14ZM26 131H27V129H26ZM33 131V130H32ZM47 131V130H46ZM139 131V130H138ZM138 131H136V132H138ZM142 131V130H141ZM202 131H203V129H202ZM235 131H237V130H235ZM256 131H259V130H256V128H255V132ZM260 131H261V129H260ZM17 132V131H16ZM18 132H20V131H18ZM41 132H42V130H41ZM144 132V131H143ZM165 132V131H164ZM180 132H183V131H180ZM207 132V131H206ZM230 132V131H229ZM239 132H241V131H239ZM245 132V131H244ZM262 132V131H261ZM4 133V132H3ZM7 133V132H6ZM12 133V132H11ZM26 133V132H25ZM34 133H36V131L34 132ZM49 133V132H48ZM89 133V132H88ZM200 133H202V132H200ZM217 133V132H216ZM231 133V132H230ZM246 133H247V131H246ZM249 133H251V132H249ZM249 133H247V134H249ZM32 134V133H31ZM43 134V133H42ZM46 134V133H45ZM138 134H139V132H138ZM148 134V133H147ZM152 134H153V132H152ZM156 134V133H155ZM182 134V133H181ZM225 134H226V132H225ZM252 134V133H251ZM3 135V134H2ZM11 135V134H10ZM35 135V134H34ZM39 135V134H38ZM62 135H63V133H62ZM141 135V134H140ZM146 134H144V136H145ZM183 135V134H182ZM216 135V134H215ZM233 135H234V138H235V133H233ZM238 135V134H237ZM260 135V134H259ZM259 135H258V137H259ZM264 135V134H263ZM20 136V135H19ZM52 136V135H51ZM75 136V135H74ZM148 136L150 137V134H148ZM147 136V137H148ZM217 136H218V134H217ZM227 136H230L229 134L227 135ZM251 136H254V135H251ZM262 136V135H261ZM1 137V136H0ZM12 137H14V136H12ZM24 137V136H23ZM27 137V136H26ZM31 137H32V135H31ZM30 137V138H31ZM46 137V136H45ZM44 137V138H45ZM115 137V136H114ZM136 137H137V134H136ZM142 137H143V135H142ZM238 137V136H237ZM240 137V136H239ZM246 137H247V135H246ZM256 137V136H255ZM27 138H29V137H27ZM26 138V139H27ZM49 138V137H48ZM66 138V137H65ZM112 138V137H111ZM138 138V137H137ZM136 138V139H137ZM222 138H225L226 139V137H222ZM231 138V137H230ZM260 138V137H259ZM263 138V137H262ZM12 139H14V138H12ZM139 139H141V136L139 137ZM150 139H152L151 137H150ZM216 139V138H215ZM217 139H218V137H217ZM231 139H233V137L231 138ZM0 140H2L1 138H0ZM37 140V139H36ZM49 140V139H48ZM54 140V139H53ZM84 140V139H83ZM142 140H144V142L147 140V138H146V140H145V138H143ZM142 140H140L141 142H142ZM220 140V139H219ZM218 140V141H219ZM223 140V139H222ZM239 140V139H238ZM243 141L244 140H246V138L245 139H242ZM256 140V139H255ZM259 140H261V139H259ZM263 140H264V138H263ZM6 141H7V139H6ZM17 141V140H16ZM19 141H21V139L19 140ZM95 141V140H94ZM139 141V140H138ZM149 141V140H148ZM154 141V140H153ZM215 141V140H214ZM228 141V140H227ZM240 141V140H239ZM27 142V141H26ZM30 142V141H29ZM39 142V141H38ZM62 142H63V139H62ZM96 142V141H95ZM143 142V143H144ZM151 142V141H150ZM222 142V141H221ZM234 142V141H233ZM232 142V144H234ZM242 142V141H241ZM240 142V144H243V143H241ZM250 142V141H249ZM263 142V141H262ZM23 143V142H22ZM134 143H135V138L134 137H132V133H131V135L130 134H128V132L127 131H123V132H121L120 133V135L119 136H116L115 138H114V141H113V144H114V146H115V156H117L119 159H121L122 161L124 160V161H128L129 162V159H130V162L132 163V165H134V166H136V164H137V161H138V158H139V156H144V155H146L147 154V152L149 151L148 149V151L146 152V154L144 153L145 151L143 150L144 148H142V150H141V146L139 147V148H135L134 147ZM152 143H154V142H152ZM159 142H157L156 144L157 145H159L158 144ZM183 143V142H182ZM219 143V142H218ZM238 143V142H237ZM245 143V142H244ZM259 143V141L257 140V144ZM260 143H261V141H260ZM30 144V143H29ZM32 144H34V143H32ZM35 144H37V143H35ZM42 144V143H41ZM45 144V143H44ZM94 144V143H93ZM147 143H145V145H146ZM222 144V143H221ZM247 144V143H246ZM251 144V143H250ZM20 144L18 143V146H19ZM31 145V144H30ZM50 145V144H49ZM137 145V144H136ZM144 145V146H145ZM150 145V144H149ZM149 145H148V148H149ZM152 145V144H151ZM201 145V144H200ZM230 145H231V143H230ZM244 145V144H243ZM255 145H256V142H255ZM259 145V144H258ZM14 146V145H13ZM33 146V145H32ZM39 146V145H38ZM37 146V147H38ZM143 146V147H144ZM153 146V145H152ZM187 146V145H186ZM194 146H196V145H194ZM223 146V145H222ZM229 146V145H228ZM235 146V145H234ZM40 147V146H39ZM47 147V146H46ZM49 147V146H48ZM96 147V146H95ZM146 147H147V145H146ZM155 147H157V146H155ZM190 147V146H189ZM197 147V146H196ZM204 147V146H203ZM225 147V146H224ZM248 147V146H247ZM246 147V148H247ZM252 147V146H251ZM250 147V148H251ZM261 147V146H260ZM36 148V147H35ZM45 148V147H44ZM56 148V147H55ZM71 148V147H70ZM88 148V147H87ZM101 148V147H100ZM205 148V147H204ZM222 148V147H221ZM226 148V147H225ZM224 148V149H225ZM243 148V150L245 149V147H242ZM39 149V148H38ZM156 149V148H155ZM157 149H159V146L157 147ZM195 149H197V148H195ZM220 149V148H219ZM231 149V148H230ZM234 149H236V148H234ZM36 150H37V148H36ZM40 150V149H39ZM44 150V149H43ZM53 150V149H52ZM51 150V151H52ZM94 150V149H93ZM154 149H152V152H154L153 151ZM160 150V149H159ZM194 150V149H193ZM197 150H200V148L199 149H197ZM232 150V149H231ZM247 150V149H246ZM259 150H261V149H259ZM19 151V150H18ZM38 151V150H37ZM41 151V150H40ZM97 151V150H96ZM95 151V152H96ZM156 151H158V150H156ZM200 151H202V150H200ZM221 151V150H220ZM226 151V150H225ZM227 151H229V148L227 149ZM245 151V150H244ZM244 151H241V153L243 152L244 153ZM250 151V150H249ZM29 152V151H28ZM44 152V151H43ZM49 152V151H48ZM48 152H46V153H48ZM94 152V153H95ZM160 152H162V151H160ZM168 152H171V150H169ZM212 152V151H211ZM210 152V153H211ZM18 153V152H17ZM16 153V154H17ZM30 153V152H29ZM28 153V154H29ZM32 153V152H31ZM54 153V152H53ZM151 153V152H150ZM155 153H157V152H155ZM166 153V152H165ZM198 153V152H197ZM202 153H204V152H202ZM201 153V154H202ZM208 153H209V151H208ZM230 153V152H229ZM233 153V152H232ZM235 153V155H236V152H234ZM259 153V152H258ZM96 154H97V152H96ZM99 154V153H98ZM149 154V153H148ZM170 154H172V153H170ZM192 154V153H191ZM194 154V153H193ZM255 154V153H254ZM49 155H50V153H49ZM56 155H59V154H56ZM82 155V154H81ZM157 155H158V153H157ZM159 155H161V153L159 154ZM164 155V154H163ZM194 155H197V154H194ZM193 155V156H194ZM228 155H230V154H228ZM14 156V155H13ZM33 156V155H32ZM39 156V155H38ZM37 156V157H38ZM83 156V155H82ZM114 156V157H115ZM155 156V155H154ZM177 156V155H176ZM213 156V155H212ZM231 156V155H230ZM248 156V155H247ZM256 156H258L257 155V152H256ZM19 157V156H18ZM36 157V158H37ZM48 157V156H47ZM75 157H77L76 155H75ZM99 157V156H98ZM146 157V156H145ZM160 157V156H159ZM158 157V158H159ZM162 157V156H161ZM192 157V156H191ZM222 157H223V154H222ZM228 157V156H227ZM26 158H27V156H26ZM30 158V157H29ZM90 158V157H89ZM147 158V157H146ZM149 158H151V157H148V159ZM175 158V157H174ZM190 158V157H189ZM233 158H234V156H233ZM252 158V157H251ZM1 159V158H0ZM4 159V158H3ZM13 159V158H12ZM40 159V158H39ZM95 159V158H94ZM140 159L141 158H139V161H140ZM162 159V158H161ZM192 159V158H191ZM202 159H204V158H202ZM207 159H209V158H207ZM20 160V159H19ZM30 160H32L31 158H30ZM96 160V159H95ZM95 160H93V161H95ZM98 160V159H97ZM100 160H103V159H101L100 158ZM99 160V161H100ZM156 160H159V159H156ZM168 160V159H167ZM260 160H261V162H263V164H264V148L261 150V158H260ZM4 161H5V159H4ZM7 161V160H6ZM33 161V160H32ZM45 161V160H44ZM43 161V162H44ZM56 161V160H55ZM185 161V160H184ZM194 161H196V160H194ZM200 161V160H199ZM204 161V160H203ZM243 161V160H242ZM253 160H251V162H252ZM255 161V160H254ZM10 162V161H9ZM13 162V161H12ZM20 162V161H19ZM31 162V161H30ZM38 162V161H37ZM57 162V161H56ZM109 162V161H108ZM116 162H118V161H116ZM115 162V163H116ZM120 162V161H119ZM175 162V161H174ZM178 162V161H177ZM181 162V161H180ZM191 162V161H190ZM205 162V161H204ZM238 162V161H237ZM14 163V162H13ZM15 163H17V162H15ZM23 163H24V161H23ZM26 163V162H25ZM24 163V164H25ZM29 163V162H28ZM27 163V164H28ZM61 163V162H60ZM72 163V162H71ZM94 163V162H93ZM101 163V162H100ZM103 163V162H102ZM124 163V162H123ZM126 163V162H125ZM145 163H146V161H145ZM154 163H155V165H156V161L154 160ZM159 163H160V160H159ZM161 163H166V162H161ZM173 163V162H172ZM188 163V162H187ZM193 163H195V162H193ZM192 163V164H193ZM205 163H207V162H205ZM221 163V162H220ZM240 163V162H239ZM243 163V162H242ZM24 164H21V165H24ZM30 164V163H29ZM32 164V163H31ZM41 164H42V162H41ZM48 164V163H47ZM51 164V163H50ZM61 164H63V163H61ZM104 164V163H103ZM149 164V162L147 163V165ZM150 164H152V163H150ZM158 164V163H157ZM198 164V163H197ZM203 164V163H202ZM241 164V163H240ZM250 164V163H249ZM1 165V164H0ZM19 165V164H18ZM33 165V164H32ZM40 164H38V166H39ZM114 165H116V164H114ZM159 165V164H158ZM162 165V164H161ZM164 165H166V164H164ZM163 165V166H164ZM170 165V164H169ZM173 165V164H172ZM204 165V164H203ZM238 165V164H237ZM245 165V164H244ZM29 166H31V165H29ZM50 166V165H49ZM59 166V165H58ZM97 166H99V164H97ZM96 166V167H97ZM102 166V165H101ZM120 166H121V164H120ZM160 166V165H159ZM167 166V165H166ZM174 166H175V163H174ZM179 166V165H178ZM184 166V165H183ZM183 166H182V168H183ZM190 166H192V165H190ZM202 166V165H201ZM207 166H208V164H207ZM215 166V165H214ZM229 166V165H228ZM239 166V165H238ZM246 166V165H245ZM248 166V165H247ZM16 167V166H15ZM39 167H41V166H39ZM103 168H104V166H102ZM144 167H145V165H144ZM143 167V168H144ZM152 167V166H151ZM172 167V166H171ZM177 167V166H176ZM186 167V165L184 166V168ZM203 167V166H202ZM217 167V166H216ZM241 167V166H240ZM249 167V166H248ZM248 167H246L247 169H249ZM1 168V167H0ZM20 168H21V166H20ZM47 168V167H46ZM51 168V167H50ZM69 168V167H68ZM102 168V169H103ZM106 168H107V166H106ZM138 168V167H137ZM155 168V167H154ZM167 168V167H166ZM228 168V167H227ZM230 168H231V166H230ZM233 168H235V165L233 166ZM242 168V167H241ZM2 169H3V167H2ZM16 169V168H15ZM23 169V168H22ZM34 169V168H33ZM38 169V168H37ZM52 169V168H51ZM59 169V168H58ZM70 169V168H69ZM68 169V170H69ZM98 169V168H97ZM96 169V170H97ZM101 169V168H100ZM105 169V168H104ZM139 169H141V168H139ZM152 169H153V167H152ZM161 169V168H160ZM169 169V168H168ZM173 169V168H172ZM176 169V168H175ZM199 169V168H198ZM263 169V168H262ZM39 170V169H38ZM47 170V169H46ZM45 170V171H46ZM54 170V169H53ZM119 170H121V169H119ZM128 170V169H127ZM159 170V169H158ZM177 170V169H176ZM184 170V169H183ZM186 170V169H185ZM216 170V169H215ZM231 170H233V169H231ZM264 170V169H263ZM8 171V170H7ZM32 171V170H31ZM35 171V170H34ZM45 171H44V173H45ZM58 171V170H57ZM91 171V170H90ZM111 171H112V168H111ZM118 171V170H117ZM123 171V170H122ZM126 171V170H125ZM140 171V170H139ZM153 171H154V169H153ZM156 171V170H155ZM159 171H161V170H159ZM159 171H157V172H159ZM187 171H190L189 169L187 170ZM203 171V170H202ZM212 171V170H211ZM223 171V170H222ZM228 171H229V168H228ZM6 172V171H5ZM42 172V171H41ZM41 172H39V173H41ZM87 172V171H86ZM89 172V171H88ZM92 172V171H91ZM114 172V171H113ZM119 172H121V171H119ZM118 172V173H119ZM156 172V173H157ZM164 172V171H163ZM172 172V171H171ZM183 172V171H182ZM193 172V171H192ZM196 172V171H195ZM220 172V171H219ZM236 172V170L234 171V173ZM1 173V172H0ZM31 173V172H30ZM34 173V172H33ZM36 173V172H35ZM49 173H51V171L49 172ZM57 173V172H56ZM56 173H54V174H56ZM94 173H95V171H94ZM117 173V172H116ZM148 173V172H147ZM147 173H145V174H147ZM153 173V172H152ZM151 173V174H152ZM161 173V172H160ZM187 173V172H186ZM186 173H184V174H186ZM198 173V172H197ZM213 173V172H212ZM233 173V172H232ZM247 173V172H246ZM257 173V172H256ZM255 173V174H256ZM54 174H52V175H54ZM61 174H63V173H61ZM72 174V173H71ZM70 174V175H71ZM115 174V173H114ZM131 174V173H130ZM134 174V173H133ZM150 174V173H149ZM150 174V175H151ZM158 174V173H157ZM157 174H156V176H157ZM171 174V173H170ZM183 174V175H184ZM199 174V173H198ZM197 174V175H198ZM208 174V173H207ZM217 174V173H216ZM1 175V174H0ZM20 175V174H19ZM46 175V174H45ZM74 175V174H73ZM92 175V174H91ZM99 175V174H98ZM116 175H118V174H116ZM122 176L124 175L123 173L121 174ZM125 175H127L128 176V174H125ZM124 175V176H125ZM173 175V174H172ZM181 175H182V173H181ZM188 175V174H187ZM187 175H185V176H187ZM197 175H195V176H197ZM200 175V174H199ZM198 175V176H199ZM212 175V174H211ZM214 175V174H213ZM228 175H229V173H228ZM243 175V174H242ZM14 176V175H13ZM13 176L11 177V178H13ZM17 176H18V174H17ZM24 176V175H23ZM59 176V175H58ZM63 176V175H62ZM62 176H60V177H62ZM112 176V175H111ZM160 176H161V174H160ZM194 177L195 178V180H197V178H199V177ZM202 176V175H201ZM2 177V176H1ZM16 177V176H15ZM14 177V178H15ZM30 177H32V176H30ZM42 177V176H41ZM41 177H39V178H41ZM52 177H54V176H52ZM119 177V176H118ZM158 177V176H157ZM172 177V176H171ZM182 177V176H181ZM192 177V176H191ZM203 177V176H202ZM206 177V176H205ZM212 177V176H211ZM216 177V176H215ZM234 177H236L235 176V174H234ZM239 177V176H238ZM244 177V176H243ZM248 177H250V176H248ZM252 177V176H251ZM19 178V177H18ZM29 178V177H28ZM55 178H56V175H55ZM124 178V177H123ZM151 178H154V177H151ZM163 179H164V177H162ZM209 178V177H208ZM220 178V177H219ZM3 179V178H2ZM5 179V178H4ZM3 179V180H4ZM9 179V178H8ZM7 179V180H8ZM24 179V178H23ZM34 179V178H33ZM42 179V178H41ZM53 179V178H52ZM56 179H58V178H56ZM62 180H64L63 178H61ZM94 179V178H93ZM103 179V178H102ZM110 179H111V177H110ZM232 179V178H231ZM11 180V179H10ZM30 180V179H29ZM36 180V179H35ZM50 180V179H49ZM49 180H47V181H49ZM91 180V179H90ZM99 180H100V178H99ZM120 180V179H119ZM130 180H133V179H130ZM136 180V179H135ZM139 180V179H138ZM143 180V179H142ZM166 180V179H165ZM172 180V179H171ZM188 180V179H187ZM199 180V179H198ZM206 180V179H205ZM208 180V179H207ZM227 180V179H226ZM250 180V179H249ZM0 181H2V180H0ZM28 181V180H27ZM41 182H42V180H40ZM54 181V180H53ZM102 181H104V179L102 180ZM109 181V180H108ZM145 181H147V179L145 180ZM164 181V180H163ZM162 181V182H163ZM184 181V180H183ZM201 181H204L203 179H201ZM228 181V180H227ZM234 181H235V178H234ZM241 181H243V180H241L240 179V182ZM37 182H38V180H37ZM51 182H52V180H51ZM64 182V181H63ZM89 182H91V181H89ZM179 182V181H178ZM208 182V181H207ZM240 182H239V185H240ZM15 183H17V182H15ZM20 183V182H19ZM24 183V182H23ZM39 183V182H38ZM43 183H44V181H43ZM78 183V182H77ZM88 183V182H87ZM92 183V182H91ZM99 183V182H98ZM130 183V182H129ZM139 183V182H138ZM154 183V182H153ZM170 183H171V181H170ZM197 183V182H196ZM199 183V182H198ZM219 183V182H218ZM229 183H231V181L229 182ZM242 183V182H241ZM257 183H259V182H257ZM31 184V183H30ZM45 184V183H44ZM70 184H71V182H70ZM93 184V183H92ZM105 184V183H104ZM205 184V182L204 183H201V186H203V185ZM207 184V183H206ZM212 184V183H211ZM211 184H209V186L211 185ZM220 184V183H219ZM224 184V183H223ZM231 184H233V181H232V183ZM231 184H230V186H231ZM236 185H238L237 183H235ZM246 184V183H245ZM20 186H21V184H19ZM23 185V184H22ZM25 185V184H24ZM49 185V184H48ZM47 185V186H48ZM78 185V184H77ZM149 185V184H148ZM147 185V186H148ZM192 185V184H191ZM208 185V184H207ZM221 185V184H220ZM234 185V184H233ZM248 185V184H247ZM263 185V184H262ZM44 186H46V185H44ZM59 186V185H58ZM80 186V185H79ZM78 186V187H79ZM92 186V185H91ZM103 186V185H102ZM138 186H141V185H138ZM145 186V185H144ZM152 186V185H151ZM156 186V185H155ZM177 186V185H176ZM196 186V185H195ZM224 186H227V183H226V185H224ZM229 186V187H230ZM37 187H39V186H37ZM50 187V186H49ZM73 187V186H72ZM93 187V186H92ZM153 187V186H152ZM168 187V186H167ZM200 187V186H199ZM213 187H214V185H213ZM217 187V186H216ZM222 187V186H221ZM244 187V186H243ZM261 187V186H260ZM10 188V187H9ZM32 188H33V186H32ZM35 188V187H34ZM44 188V187H43ZM52 189H53V187H51ZM97 188V187H96ZM102 188V187H101ZM118 188V187H117ZM135 188V187H134ZM143 188V187H142ZM149 188V187H148ZM160 188V187H159ZM175 188V187H174ZM210 188V187H209ZM212 188V187H211ZM226 188V187H225ZM231 188V187H230ZM246 188H248V187H246ZM26 189H27V187H26ZM55 189V188H54ZM60 189H61V187H60ZM71 189V188H70ZM137 189V188H136ZM170 189V188H169ZM190 189V188H189ZM214 189V188H213ZM219 189V188H218ZM218 189H215V191L216 190H218ZM233 189H234V187H233ZM238 189H239V187H238ZM243 189V188H242ZM249 189V188H248ZM30 190H31V188H30ZM35 190V189H34ZM40 191H43L42 189H39ZM100 190V189H99ZM133 190H135V189H133ZM139 190V189H138ZM150 190H151V188H150ZM149 190V191H150ZM163 190V189H162ZM178 190V189H177ZM251 190H252V188H251ZM36 191V190H35ZM49 191V190H48ZM80 191V190H79ZM78 191V192H79ZM89 191V190H88ZM121 191V190H120ZM166 191V190H165ZM206 191V190H205ZM213 191V190H212ZM214 191V192H215ZM240 191H242L243 192V190H240ZM20 192V191H19ZM87 192V191H86ZM91 192V191H90ZM90 192H88V193H90ZM95 192V191H94ZM101 192V191H100ZM139 192V191H138ZM230 192V191H229ZM237 192H239V191H237ZM235 193V194H238V193ZM261 192V190L259 191V193ZM54 193V192H53ZM59 193V192H58ZM83 193H84V191H83ZM93 193V192H92ZM96 193H97V191H96ZM99 193V192H98ZM135 193V192H134ZM170 193V192H169ZM192 193V192H191ZM211 193H213V192H211ZM217 193V192H216ZM231 194L233 193V192H230ZM255 193V192H254ZM253 193V194H254ZM258 193V192H257ZM257 193H256V195H257ZM40 194V193H39ZM38 194V195H39ZM91 194V193H90ZM107 194H109V193H107ZM146 194V193H145ZM159 194V193H158ZM164 194V193H163ZM192 194H194V193H192ZM200 194V193H199ZM210 194V193H209ZM221 194V193H220ZM234 194V195H235ZM243 194V193H242ZM241 194V195H242ZM252 194V193H251ZM250 194V195H251ZM261 194V193H260ZM30 195V194H29ZM43 195V194H42ZM94 195V194H93ZM110 195V194H109ZM116 195V194H115ZM114 195V196H115ZM161 195V194H160ZM190 195V194H189ZM211 195V194H210ZM222 195V194H221ZM245 195V194H244ZM259 195V194H258ZM262 195V194H261ZM46 196V195H45ZM77 196H78V194H77ZM82 196V195H81ZM106 196V195H105ZM108 196V195H107ZM111 196V195H110ZM148 196H149V194H148ZM151 196V195H150ZM159 196V195H158ZM157 196V197H158ZM165 196V195H164ZM171 196V195H170ZM169 196V197H170ZM182 196V195H181ZM219 196V195H218ZM233 196V195H232ZM246 196V195H245ZM253 196H255V195H253ZM84 197V196H83ZM113 197V196H112ZM135 197H136V195H135ZM140 197V196H139ZM161 197V196H160ZM197 197V196H196ZM199 197H201V196H199ZM238 197H239V194H238ZM238 197H236V198H238ZM252 197V196H251ZM27 198V197H26ZM64 198V197H63ZM89 198V197H88ZM105 198V197H104ZM125 198V197H124ZM153 198H154V196H153ZM212 198H214V197H212ZM225 198V197H224ZM227 198V197H226ZM240 198H242V199H244L242 196H240ZM247 198V197H246ZM255 198H257V197H255ZM68 199V198H67ZM80 199V198H79ZM128 199V198H127ZM182 199V198H181ZM193 199H195V198H193ZM208 199V198H207ZM216 199V198H215ZM214 199V200H215ZM239 199V198H238ZM260 199V198H259ZM47 200V199H46ZM45 200V201H46ZM59 200V199H58ZM116 200V199H115ZM150 201H151V199H149ZM154 200V199H153ZM161 200V199H160ZM203 200V199H202ZM220 200V199H219ZM223 200V199H222ZM227 201H228V199H226ZM260 200H262V198L260 199ZM41 201H44V200H41ZM49 201V200H48ZM111 201V200H110ZM141 201V200H140ZM171 201H173V200H171ZM191 201H192V199H191ZM201 200H199V202H200ZM204 201H205V199H204ZM209 201V200H208ZM212 201V200H211ZM217 200H215V202H216ZM236 201H238V200H236ZM53 202V201H52ZM52 202H50V203H52ZM55 202V201H54ZM70 202V201H69ZM77 202V201H76ZM85 202V201H84ZM133 202V201H132ZM183 202H185V201H183ZM188 202V201H187ZM186 202V203H187ZM207 202V201H206ZM219 201H217V203H218ZM223 202H225L224 200H223ZM230 202V201H229ZM249 202V201H248ZM49 203V204H50ZM80 203V202H79ZM78 203V204H79ZM101 203V202H100ZM142 203V202H141ZM175 203H176V201H175ZM202 203V205H203V202H201ZM209 203H210V205H211V202L209 201ZM220 203V202H219ZM261 203V202H260ZM30 204V203H29ZM41 204V203H40ZM43 205H44V203H42ZM41 204V205H42ZM71 204V203H70ZM77 204V205H78ZM86 204V203H85ZM102 204V203H101ZM132 204V203H131ZM134 204V203H133ZM144 204V203H143ZM149 204H150V202H149ZM151 204H153V202L151 203ZM168 204V203H167ZM190 204V203H189ZM194 204V203H193ZM196 204H198V203H196ZM205 204V203H204ZM214 204V203H213ZM216 204V203H215ZM221 204V203H220ZM257 204V203H256ZM255 204V205H256ZM262 204V203H261ZM264 204V203H263ZM263 204H262V206H263ZM64 205V204H63ZM68 205V204H67ZM99 205V204H98ZM119 205V204H118ZM139 205V204H138ZM148 205V204H147ZM158 205H160V204H158ZM188 205V204H187ZM202 205H201V207H202ZM216 205H218V204H216ZM222 205H224V203L222 204ZM221 205V206H222ZM37 206V205H36ZM39 206V205H38ZM56 206V205H55ZM66 206V205H65ZM73 206V205H72ZM76 205H74V207H75ZM86 206H87V204L86 205H83V207L82 208H80V211H79V213L77 214V213H75V214H77L71 221H70V223L69 224H66V225H64V226H62V227H60L59 229H55V231H53L52 232V234H51V237H50V240L49 241H51V244H52V246L54 247V249L56 250V252H57V255H59V263L58 264H94L95 263V260H97L100 256H101V254H102V252H103V250H104V247H105V245H106V241H107V237H106V232L105 231H107V230H105L104 231V229L106 228V225H105V223L106 222H104V220H102V215H101V217H97V216H95V215H93L90 211H88L87 209H86ZM111 206V205H110ZM109 206V207H110ZM114 206V205H113ZM112 206V207H113ZM122 206V205H121ZM144 206V205H143ZM143 206H141L142 208H143ZM152 206V205H151ZM154 206V205H153ZM171 206V205H170ZM207 206V205H206ZM205 206V207H206ZM228 206V205H227ZM226 206V207H227ZM230 206V205H229ZM228 206V207H229ZM233 206H234V204H233ZM261 206V207H262ZM33 207V206H32ZM53 207H54V205H53ZM60 207V206H59ZM62 207V206H61ZM69 207V206H68ZM107 207V206H106ZM115 207V206H114ZM159 207V206H158ZM164 207V206H163ZM173 207V206H172ZM194 207V206H193ZM200 207V208H201ZM203 207H204V205H203ZM207 207H209V206H207ZM254 207V206H253ZM252 207V208H253ZM258 207H260V206H258ZM257 207V208H258ZM73 208V207H72ZM119 208V207H118ZM123 208V207H122ZM127 208V207H126ZM125 208V209H126ZM168 208V207H167ZM181 208V207H180ZM191 208H192V206H191ZM195 208V207H194ZM210 208H211V206H210ZM231 208V207H230ZM49 209V208H48ZM100 209V208H99ZM104 209V208H103ZM102 209V210H103ZM131 209H133V208H131ZM139 209V208H138ZM144 209V208H143ZM158 209V208H157ZM161 209V208H160ZM163 209V208H162ZM173 209V208H172ZM204 209V208H203ZM208 209V208H207ZM216 209H217V207H216ZM219 209H220V207H219ZM264 209V208H263ZM61 210V209H60ZM105 210H106V208H105ZM110 210H112L111 209V207H110ZM122 210V209H121ZM124 210V209H123ZM188 210H189V208H188ZM199 210V209H198ZM240 210V209H239ZM75 211V210H74ZM128 211V210H127ZM157 211V210H156ZM161 211V210H160ZM191 211V210H190ZM202 211V210H201ZM204 211H206L205 209H204ZM215 211H217V210H215ZM214 211V212H215ZM229 211H230V209H229ZM263 211V210H262ZM68 212V211H67ZM66 212V213H67ZM71 212V211H70ZM73 212V211H72ZM105 212V211H104ZM117 212V211H116ZM134 212V211H133ZM165 212V214H166V210L164 211ZM163 212V213H164ZM172 212V211H171ZM209 212V211H208ZM211 212V211H210ZM209 212V213H210ZM214 212H212V213H214ZM226 212V211H225ZM224 212V213H225ZM231 212V211H230ZM254 212V211H253ZM100 213H101V210H100ZM125 213V212H124ZM129 213V212H128ZM130 213H131V211H130ZM137 213V212H136ZM145 213V212H144ZM168 213V212H167ZM189 213V212H188ZM192 212H190V214H191ZM196 213V212H195ZM200 213V212H199ZM198 212H197V214H199ZM207 213V212H206ZM206 213H204V214H206ZM216 213V212H215ZM218 213H220V212H218ZM235 214L237 213V212H234ZM234 213L232 214V215H234ZM260 213V212H259ZM40 214H41V212H40ZM74 214V213H73ZM101 214H104V213H101ZM132 214V213H131ZM134 214V213H133ZM149 214V213H148ZM164 214V215H165ZM179 214V213H178ZM45 215V214H44ZM49 215V214H48ZM99 216H100V214H98ZM111 215H112V213H111ZM120 215H121V213H120ZM124 215V214H123ZM128 215V214H127ZM162 215V214H161ZM183 215H185V214H183ZM188 215V214H187ZM194 215V214H193ZM212 216H213V214H211ZM231 215V216H232ZM253 215V214H252ZM53 216H54V214H53ZM64 216V215H63ZM68 216V215H67ZM104 216V215H103ZM136 216V215H135ZM143 216V215H142ZM168 216V215H167ZM173 216V215H172ZM186 216V215H185ZM199 216V215H198ZM205 216V215H204ZM209 216V215H208ZM211 216V217H212ZM216 216V215H215ZM221 216V215H220ZM238 216V215H237ZM39 217V216H38ZM46 217V216H45ZM66 217V216H65ZM119 217V216H118ZM140 217V216H139ZM138 217V218H139ZM148 217H150V216H148ZM147 217V218H148ZM171 217V216H170ZM174 217H175V215H174ZM187 217H189V216H187ZM239 217V216H238ZM238 217L236 218V219H238ZM241 217V216H240ZM253 217H254V215H253ZM48 218V217H47ZM72 218V217H71ZM136 218V217H135ZM134 218V219H135ZM138 218H137V220H138ZM145 218V217H144ZM152 218H153V215H152ZM163 218V217H162ZM165 218V217H164ZM177 218V217H176ZM183 218V217H182ZM193 218V217H192ZM208 218V217H207ZM218 218V217H217ZM222 218V217H221ZM235 218V217H234ZM39 219V218H38ZM44 219V218H43ZM46 219V218H45ZM52 219V218H51ZM105 219H107V218H105ZM141 219H142V217H141ZM172 219V218H171ZM174 219V218H173ZM189 219V218H188ZM196 218H194V220H195ZM220 219V218H219ZM223 219V218H222ZM240 219V218H239ZM252 219V218H251ZM47 220V219H46ZM50 220V219H49ZM69 220H70V218H69ZM142 220H144V219H142ZM141 220V221H142ZM153 220H157L158 221V219H153ZM159 220H160V218H159ZM178 220V219H177ZM176 220V221H177ZM186 220V219H185ZM194 220H193V222H194ZM197 220V219H196ZM203 220V219H202ZM201 220V221H202ZM225 221L227 220L226 218L224 219ZM231 220V219H230ZM61 221H63V220H61ZM109 221V220H108ZM140 221V220H139ZM144 221H146V220H144ZM149 221V220H148ZM156 221V222H157ZM161 221H163V220H161ZM169 221H170V218H169ZM181 221V220H180ZM186 221H190V220H186ZM204 221V220H203ZM203 221H202V223H203ZM216 221V220H215ZM218 221H220V220H218ZM228 221H229V219H228ZM227 221V222H228ZM251 221V220H250ZM44 222V221H43ZM46 222V221H45ZM49 222V221H48ZM131 222H133V221H130V225H131ZM166 222V221H165ZM192 222V223H193ZM209 222V221H208ZM217 222V221H216ZM221 222V221H220ZM219 222V223H220ZM261 222H262V220H261ZM38 223V222H37ZM52 223V222H51ZM54 223V222H53ZM134 223V222H133ZM139 223V222H138ZM158 223V222H157ZM160 223H162V222H160ZM167 223V222H166ZM185 223V222H184ZM191 223V222H190ZM190 223L189 224H186V225H190ZM195 223H196V221H195ZM229 223H230V221H229ZM234 223V222H233ZM249 223V222H248ZM251 223V222H250ZM249 223V224H250ZM252 223H254V221L252 222ZM45 224V223H44ZM63 224V223H62ZM125 224H127V223H125ZM143 224V223H142ZM148 224V223H147ZM163 224V223H162ZM169 224H170V222H169ZM173 224V223H172ZM182 224V223H181ZM180 224V225H181ZM199 224V223H198ZM210 224V223H209ZM214 224V223H213ZM216 224V223H215ZM217 224H218V222H217ZM223 224V223H222ZM236 225H237V223H235ZM246 224H247V222H246ZM257 224V223H256ZM29 225H31V224H29ZM28 225V226H29ZM40 225V224H39ZM129 225V226H130ZM138 225V224H137ZM150 225V224H149ZM165 225V224H164ZM175 225V224H174ZM173 225V226H174ZM183 225V224H182ZM194 224H192L190 227H192ZM196 225H197V223H196ZM200 225H202V224H200ZM199 225V226H200ZM203 225H206V224H203ZM211 225V224H210ZM231 225V224H230ZM24 226H27V225H24ZM34 226V225H33ZM51 226V225H50ZM49 226V227H50ZM154 226V225H153ZM215 226V225H214ZM217 226H219V224L217 225ZM216 226V227H217ZM220 226H221V224H220ZM232 226V225H231ZM235 226V225H234ZM240 226V225H239ZM247 227H248V225H246ZM253 226V225H252ZM35 227V226H34ZM41 227V226H40ZM40 227H38V228H40ZM43 227H45V226H43ZM48 227V228H49ZM58 227V226H57ZM110 227V226H109ZM128 227V226H127ZM161 227V226H160ZM181 227V226H180ZM179 227V228H180ZM184 227H185V225H184ZM222 228H223V225L221 226ZM244 227V226H243ZM30 228V227H29ZM52 228V227H51ZM144 228V227H143ZM145 228H148V227H145ZM151 228V227H150ZM166 228H168V225H167V227ZM165 228V229H166ZM192 228H195V227H192ZM202 228H206V227H202ZM201 227H200V229H202ZM240 228V227H239ZM241 228H242V226H241ZM253 228V227H252ZM33 229V228H32ZM50 229V228H49ZM131 229V228H130ZM134 229V228H133ZM164 229V230H165ZM171 229H174V228H171ZM197 229V228H196ZM210 229V228H209ZM217 229H219V228H217ZM221 229V228H220ZM227 229V228H226ZM230 229V228H229ZM248 229V228H247ZM132 230V229H131ZM138 230V229H137ZM152 230H154V232H156L155 230H156V228L155 229H153L152 228ZM168 230V229H167ZM185 230V229H184ZM188 229H186V231H187ZM198 230V229H197ZM203 230H205V229H203ZM213 231L214 230H216V229H212ZM242 230V229H241ZM249 230V229H248ZM253 230H254V228H253ZM259 230H261L260 228H259ZM30 231V230H29ZM42 231V230H41ZM102 231V232H101ZM130 231V230H129ZM145 231V230H144ZM185 231V232H186ZM191 231V230H190ZM199 231V230H198ZM206 231H207V228H206ZM210 231V230H209ZM217 231V230H216ZM222 231V230H221ZM238 231H239V229H238ZM251 230H249V232H250ZM256 231V230H255ZM47 232H48V230H47ZM108 232H109V230H108ZM132 232V231H131ZM141 232V231H140ZM173 232V231H172ZM175 232V231H174ZM179 232V231H178ZM208 232V231H207ZM220 232V231H219ZM224 232V231H223ZM226 232V231H225ZM236 232H237V230H236ZM260 232V231H259ZM30 233V232H29ZM32 233L33 234H35L33 231H32ZM37 233H38V231H37ZM49 233V232H48ZM51 233V232H50ZM147 233V232H146ZM158 233V232H157ZM167 233V232H166ZM201 233V231L198 233V234H200ZM213 233V232H212ZM221 233V232H220ZM239 233V232H238ZM246 233H248V232H246ZM256 233V232H255ZM19 234V233H18ZM44 234V233H43ZM42 234V235H43ZM46 234V233H45ZM129 234H130V232H129ZM132 234V233H131ZM148 234V233H147ZM168 234V233H167ZM171 234V233H170ZM191 234V233H190ZM195 234V233H194ZM193 234V235H194ZM210 234V233H209ZM233 234V233H232ZM250 234V233H249ZM263 234V233H262ZM21 235V234H20ZM37 235V234H36ZM115 235H116V233H115ZM139 235V234H138ZM145 235V234H144ZM160 235V234H159ZM186 235V234H185ZM192 235V236H193ZM206 235V234H205ZM217 235V234H216ZM223 235V234H222ZM255 236H256V234H254ZM37 236H39V235H37ZM125 236H126V233H125ZM130 236V235H129ZM151 236H152V234H151ZM165 235H163V237H164ZM170 236H172V235H169V237ZM180 236V235H179ZM197 236V235H196ZM208 236V235H207ZM210 236V235H209ZM208 236V237H209ZM213 236H214V234H213ZM218 236H219V234H218ZM221 236V235H220ZM229 236V235H228ZM251 236V235H250ZM261 236V235H260ZM259 236V237H260ZM32 237V236H31ZM41 237V236H40ZM110 237V236H109ZM128 237V236H127ZM168 237V238H169ZM173 237V236H172ZM182 237H184V236H182ZM203 237V236H202ZM202 237L201 238H196V239H198V240H200V239H202ZM206 237V236H205ZM223 237H224V235H223ZM234 237V236H233ZM242 237V236H241ZM19 238V237H18ZM33 238H34V236H33ZM38 238V237H37ZM133 238V237H132ZM137 238H139V237H137ZM164 238H166V237H164ZM167 238V239H168ZM175 238H177V237H175ZM191 238H193V237H191ZM236 238V237H235ZM248 238V237H247ZM250 238V237H249ZM257 238V237H256ZM255 238V239H256ZM49 239V238H48ZM110 239H112V238H110ZM114 239V238H113ZM115 239H117V237L115 238ZM124 239V238H123ZM140 239V238H139ZM154 239V238H153ZM152 239V240H153ZM180 239H181V237H180ZM184 239V238H183ZM204 239V238H203ZM202 239V240H203ZM211 239H212V237H211ZM214 239H215V237H214ZM217 239H218V237H217ZM222 239V238H221ZM228 239H229V237H228ZM240 239V238H239ZM29 240V239H28ZM38 240V239H37ZM41 240V239H40ZM44 240V239H43ZM163 240V239H162ZM175 240V239H174ZM208 240H209V238H208ZM224 240L226 241V239L224 238ZM25 241V240H24ZM39 241V240H38ZM46 241V240H45ZM116 241V240H115ZM145 241V240H144ZM150 241V240H149ZM169 241V240H168ZM179 241V240H178ZM186 241H188V239L186 240L185 239V242ZM203 241H205V240H203ZM213 241V240H212ZM224 241V242H225ZM251 241V240H250ZM257 241V240H256ZM22 242V241H21ZM41 242V241H40ZM40 242H39V245H40ZM114 242V241H113ZM163 242V241H162ZM167 242V241H166ZM170 242V241H169ZM173 242V241H172ZM175 242V241H174ZM180 242H182V241H180ZM184 242V240H183V242L182 243H185ZM188 242H190V241H188ZM200 242V241H199ZM208 242V241H207ZM216 242H217V240H216ZM237 242V241H236ZM243 242V241H242ZM242 242H240V243H242ZM246 242V241H245ZM258 242V241H257ZM256 242V243H257ZM118 243H120V241H118ZM160 243V242H159ZM193 243V242H192ZM191 243V244H192ZM194 243H195V241H194ZM194 243L192 244V245H194ZM204 243V242H203ZM211 243V241L209 242V244ZM213 243V242H212ZM222 243V242H221ZM227 243V242H226ZM247 243H248V241H247ZM264 243V242H263ZM109 244V243H108ZM121 244H122V242H121ZM142 244V243H141ZM140 244V245H141ZM148 244H149V242H148ZM166 243H164V245H165ZM171 245L173 244V243H170ZM174 244H176V243H174ZM173 244V245H174ZM189 244V243H188ZM207 244V243H206ZM205 244V245H206ZM214 244V243H213ZM212 244V245H213ZM246 244V243H245ZM244 244V245H245ZM257 244H259V242L257 243ZM33 245V244H32ZM35 245V244H34ZM115 245V244H114ZM123 245H124V243H123ZM132 245V244H131ZM151 245V244H150ZM181 245H183V244H181ZM191 245V246H192ZM201 244H199V246H200ZM204 245V246H205ZM211 245V244H210ZM209 245V246H210ZM216 245V244H215ZM218 245H220V244H218ZM229 245V244H228ZM253 245V244H252ZM262 245V244H261ZM36 246V245H35ZM111 246H112V244H111ZM121 246V245H120ZM152 246V245H151ZM150 246V247H151ZM163 246V245H162ZM165 246H167V245H165ZM180 246V245H179ZM190 246V247H191ZM198 246V245H197ZM196 246V247H197ZM204 246H203V250H204ZM208 246V245H207ZM221 246V245H220ZM22 247V246H21ZM40 247V246H39ZM155 247V246H154ZM213 247V246H212ZM247 247V246H246ZM259 247V246H258ZM262 247H263V245H262ZM115 248V247H114ZM161 248V247H160ZM166 248V247H165ZM173 248V247H172ZM189 248V247H188ZM207 248V247H206ZM205 248V249H206ZM221 248V247H220ZM224 248V247H223ZM111 249V248H110ZM118 248H116V256H117V251H119V250H117ZM120 249V248H119ZM122 250H123V248H121ZM127 249V248H126ZM125 249V250H126ZM130 249V248H129ZM143 249V248H142ZM151 249V248H150ZM149 249V250H150ZM157 249V248H156ZM162 249V248H161ZM198 249V248H197ZM210 249V248H209ZM217 249V248H216ZM35 250V249H34ZM112 250V249H111ZM138 250V249H137ZM172 250V249H171ZM177 250H179V248H177L176 249V251ZM181 250V249H180ZM213 250V249H212ZM218 250V249H217ZM217 250H216V252H217ZM223 250V249H222ZM232 250V249H231ZM233 250H236V248L234 247V249ZM240 250V249H239ZM257 250V249H256ZM28 251H30V250H28ZM167 251H169V249L167 250ZM254 251V250H253ZM141 252V251H140ZM139 252V253H140ZM165 252V251H164ZM180 252V251H179ZM182 252V251H181ZM185 252V251H184ZM183 252V253H184ZM190 252V251H189ZM195 252V251H194ZM193 252V253H194ZM206 252V251H205ZM215 252V253H216ZM243 252V251H242ZM246 252V251H245ZM256 252V251H255ZM111 253V252H110ZM110 253H109V255H110ZM120 253V252H119ZM132 253H133V251H132ZM136 253V252H135ZM173 253H176V252H174L173 251ZM201 253H202V251H201ZM210 252H208L207 254H209ZM218 253V252H217ZM220 253V252H219ZM228 253V252H227ZM232 253V252H231ZM244 253V252H243ZM253 253V252H252ZM258 253V252H257ZM34 254H36L35 252H34ZM44 254H45V252H44ZM52 254V253H51ZM54 254V253H53ZM123 254V253H122ZM128 254V253H127ZM159 254V253H158ZM170 254V253H169ZM178 254H180V253H178ZM186 254H188V252H186L185 253V255ZM191 254H192V252H191ZM194 254H196V253H194ZM212 254V253H211ZM228 254H230V253H228ZM234 254V253H233ZM237 254H239V253H237ZM259 254H260V252H259ZM55 255V254H54ZM53 255V256H54ZM114 255V254H113ZM139 255H141V254H139ZM143 255V254H142ZM150 255V254H149ZM175 255H177V254H175ZM181 255H182V253H181ZM193 255V254H192ZM198 255V254H197ZM215 255V254H214ZM236 255V254H235ZM240 255V254H239ZM256 255H258V254H256ZM262 255V254H261ZM264 255V254H263ZM262 255V256H263ZM47 256V255H46ZM56 256V255H55ZM54 256V257H55ZM122 256V255H121ZM128 256V255H127ZM135 256H137V255H135ZM154 256V255H153ZM179 256V255H178ZM199 256H202V255H199ZM206 256V255H205ZM211 256V255H210ZM231 256V255H230ZM254 256V255H253ZM58 257V256H57ZM119 257H120V255H119ZM123 257H125V256H122L121 257V260H122V258ZM149 257V256H148ZM152 257V256H151ZM162 257V256H161ZM172 257V256H171ZM180 257H182V256H180ZM215 257V256H214ZM254 257H256V256H254ZM253 257V258H254ZM261 257V256H260ZM53 258V257H52ZM114 258H115V256H114ZM153 258V257H152ZM168 258V257H167ZM188 258V257H187ZM195 258V257H194ZM205 258H208V256H206ZM205 258H203V259H205ZM217 258V257H216ZM244 258V257H243ZM246 258H247V256H246ZM245 258V259H246ZM251 258H252V256H251ZM263 258V257H262ZM44 259V258H43ZM102 259V258H101ZM112 259V258H111ZM157 259V258H156ZM166 259V258H165ZM175 259V258H174ZM210 259V258H209ZM208 259V260H209ZM212 259V258H211ZM228 259V258H227ZM240 259V258H239ZM256 259V258H255ZM255 259H254V261H255ZM260 259V258H259ZM45 260V259H44ZM51 260V259H50ZM105 260H107L106 258H105ZM125 259L123 258V260L122 261H124ZM132 260V259H131ZM144 260V259H143ZM153 260H155V259H153ZM160 260V259H159ZM190 260H192V259H190ZM194 260V259H193ZM200 260H202V258L200 259ZM199 260V261H200ZM207 260V259H206ZM207 260V261H208ZM213 260V259H212ZM221 260V259H220ZM226 260V259H225ZM235 260V259H234ZM241 260V259H240ZM252 260V259H251ZM256 260H258V259H256ZM118 261V260H117ZM127 261V260H126ZM130 261V260H129ZM137 261V260H136ZM145 261V260H144ZM156 261V260H155ZM158 261V260H157ZM162 261V260H161ZM172 261V260H171ZM215 261H217V259H215ZM237 261V260H236ZM259 261H261V259L259 260ZM3 262H5V261H3ZM2 262V263H3ZM23 262V261H22ZM51 262V261H50ZM53 262H55V261H53ZM105 261H103V263H104ZM108 262V261H107ZM111 262V261H110ZM112 262H113V260H112ZM128 262V261H127ZM131 262H133V264H134V261H131ZM152 262V261H151ZM150 262V263H151ZM159 262V261H158ZM166 262V261H165ZM176 262V261H175ZM196 262V261H195ZM206 262V261H205ZM212 262H214V260L212 261ZM223 262V261H222ZM228 262V261H227ZM251 262V261H250ZM262 262V261H261ZM34 263V262H33ZM46 263V262H45ZM102 263V264H103ZM139 263V262H138ZM167 263V262H166ZM171 263V262H170ZM185 263V262H184ZM190 263V262H189ZM208 263V262H207ZM232 263V262H231ZM259 264H260V262H258ZM37 264V263H36ZM123 264H125V263H123ZM126 264H128V263H126ZM136 264V263H135ZM146 264V263H145ZM154 264H155V262H154ZM192 264V263H191ZM202 264H205V263H202ZM214 264H216V263H214ZM220 264V263H219ZM223 264V263H222ZM233 264V263H232ZM242 264H244V263H242ZM252 264V263H251Z\"/></svg>","mask_w":264,"mask_h":264}]
</instances>
